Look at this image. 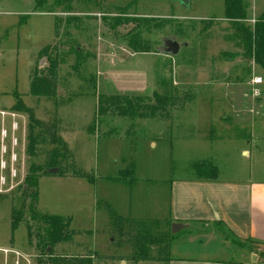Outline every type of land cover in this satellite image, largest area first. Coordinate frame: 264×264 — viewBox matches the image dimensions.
<instances>
[{
  "label": "rangeland",
  "instance_id": "374dc122",
  "mask_svg": "<svg viewBox=\"0 0 264 264\" xmlns=\"http://www.w3.org/2000/svg\"><path fill=\"white\" fill-rule=\"evenodd\" d=\"M252 1L264 9V0H248L249 16ZM65 5L67 8L47 12L35 11L34 0H0V108H9L10 93L17 91L23 102L33 108L35 116L56 117L59 134L65 133L69 138L76 162L92 172L93 182H98L95 188L80 192L64 179L54 177L61 175H43L38 179L37 209L70 217L69 227L74 231L69 241L48 246L47 250L61 254L93 253L94 264H166L167 258L176 255L224 263L241 260L248 252L260 259V246L237 243L222 233L219 225L199 222H188L173 239H161L148 245L146 256L138 261L130 259L131 234L136 233V228L128 225L130 219L160 221L167 218L166 205L162 201L166 196L162 179L192 176L193 164L199 159L212 161L221 179H243L254 170L255 153L264 157V66L257 64L252 55H247L244 41L224 18V0H69ZM122 5L126 8H116ZM261 11L258 8L257 13ZM55 14L62 19L71 14L79 17L78 28L71 25L69 31L83 51L94 52L89 61L96 76L99 36L106 37L114 45L127 47L123 35L141 28L143 23L134 16H170L172 21L166 27L154 28L152 24L157 22H151L150 31L141 35L152 43L153 50L163 54L162 40L172 38L170 26L182 28L185 35L175 37L179 43L178 52L175 55L164 53L175 58L176 64L153 55L142 56L143 63H136L137 58L132 57L127 65L139 69L149 65L153 74L165 66L163 76L173 81V71L179 87L183 88L180 90L192 94V99L174 114L170 109L167 117L130 120L111 114L107 116L108 127L101 124L96 133L99 136L88 137L83 142L88 133L86 126L95 112L96 97L110 86L108 81L97 80L95 95L70 98L78 80L70 72L73 57L69 55L59 69L63 80L60 79L57 86L58 100L28 94L31 67L37 64L42 68L47 64L45 56L40 59L36 56L43 45L54 40ZM115 16L122 18L121 22L110 27ZM254 21L246 18L245 23L251 26ZM61 23L63 25L64 20ZM58 47L66 50L68 46L64 42ZM223 59L228 62L227 70L220 69L218 73L215 65L223 67ZM164 60L168 61L165 65ZM113 61L115 68H120L124 62L121 57H114ZM254 76L261 78L260 83H251ZM216 84L219 85L215 87ZM253 87L258 89V95L252 94ZM211 93L219 99H211ZM21 115L25 136L27 117ZM111 127L113 131L105 134ZM203 129H206V140L198 135ZM150 139L155 146L150 144ZM242 147L250 150V157L241 152ZM24 154L26 173L30 159ZM130 165H133V173L129 171L124 182L113 180L112 177ZM132 180L136 183L131 186ZM20 192L15 189L0 194V264H39V252L34 247V239L26 238L24 221L14 229L11 227V206L14 203L19 207ZM91 195L97 200L93 205ZM136 197L152 207L149 216L156 218L124 217L128 220L109 221V211L114 209L116 200L122 202ZM118 227L122 231L119 232Z\"/></svg>",
  "mask_w": 264,
  "mask_h": 264
},
{
  "label": "trees",
  "instance_id": "16d2710c",
  "mask_svg": "<svg viewBox=\"0 0 264 264\" xmlns=\"http://www.w3.org/2000/svg\"><path fill=\"white\" fill-rule=\"evenodd\" d=\"M47 0H34L35 11L55 12L57 8L63 6L64 2L69 0H54L48 4ZM248 0H224V18L230 22L236 35L241 38L246 46L247 55H252L254 61L261 67L264 66V16L260 15L255 18L251 26L245 23L247 18ZM117 9L123 10L126 5L116 6ZM124 13V12H123ZM119 16V15H118ZM112 18L110 27L119 24L122 18ZM138 21L143 22L140 26L130 30L123 35L122 40L126 46L133 52H156L152 48V43L144 38L142 32H149L151 22L154 28L166 27L169 23V17H152V16H134ZM64 20L62 25L61 21ZM79 17L73 14L65 16L64 19L57 14L54 15V40L46 43L37 52L36 59L46 58L47 64L39 68L34 64L29 71L28 94L36 98L43 97L47 100L57 99V86L59 81L63 80L60 76V65L65 63L67 57L71 55L73 62L70 64L71 73L78 80L75 91L69 97L75 95H86L93 93L97 84V76L90 64L94 57V52L83 51L76 43V38L70 34L69 28L72 25L78 28ZM63 27V31L60 29ZM169 36L183 37L184 30L179 26H170ZM67 39V40H66ZM176 40V38H175ZM66 42V50L58 47L59 44ZM91 58V59H90ZM158 90L150 93L139 92H116V93H98L96 97L95 112L93 118L86 126L88 133H99V126L109 123L107 116L117 114L127 119H143L152 117H167L170 109L181 108L186 102L192 99V94L186 90L182 91L172 84L169 77L160 76L157 78ZM13 103L10 109L25 114L26 123V143L25 153L29 157V164L24 177L23 183L18 186L20 189V204L17 208L14 203L11 206V227L16 228L21 221H24L25 234L28 240L34 239V247L39 252L37 262L39 264H94L93 253L84 255L78 254H61L47 250L48 246L53 247L56 243L69 241L74 231L70 226V217L60 214L44 213L37 209L38 200V179L43 175H70L86 179L88 182L94 180V175L86 171L78 162H76L72 150L59 134L58 120L56 117L42 119L35 116L33 108L26 105L17 91L10 93ZM69 98V99H70ZM57 100L54 105L57 104ZM114 129V128H113ZM103 129L105 134L113 131ZM101 130V128H100ZM115 131V130H114ZM56 168V171L51 169ZM193 168L197 175H206L215 178L217 175L216 166L209 160H200L194 163ZM131 171L133 165L121 170L123 175ZM1 196V195H0ZM109 221L116 220L119 222L128 220L115 211L110 210L108 215ZM133 220V221H132ZM173 220L165 218L159 220L150 219H130L129 224L136 228L131 234V258L138 261L147 254L148 245L162 241L161 239H173L176 232L170 231V224ZM219 225L227 236H231L237 243H250L260 246L258 253L260 262L264 263V241L255 238L237 237L222 221L215 220L208 222ZM155 225L156 227H153ZM160 225V226H159ZM129 226V227H130ZM159 230L155 232V228ZM121 228L118 227V231ZM133 230V229H131ZM128 231V230H127ZM126 233L125 231H123ZM129 233V231L127 232ZM154 233V234H153ZM128 235V234H127ZM143 241V242H142ZM142 243V244H140ZM168 251L167 249L165 250ZM170 257L167 258L166 264Z\"/></svg>",
  "mask_w": 264,
  "mask_h": 264
},
{
  "label": "crops",
  "instance_id": "0c3cea01",
  "mask_svg": "<svg viewBox=\"0 0 264 264\" xmlns=\"http://www.w3.org/2000/svg\"><path fill=\"white\" fill-rule=\"evenodd\" d=\"M252 2V13L250 16L247 10V20L249 21L255 20V18L260 15L264 16V9L258 6L254 1ZM258 8L259 10H262L260 13H257ZM115 47H118L119 50L118 48L115 49ZM153 55H160L165 59H169L170 62H174V65L176 64L175 58L173 59L167 54L158 52H133L128 47L114 45L106 37L99 36V41L96 46V61L98 63L96 70L97 80L101 79L110 83V86L107 89H104V93H150L152 91L158 90L157 78L165 75L164 65L166 62H168L167 60H164V67L157 74H153L149 65H143L141 69L133 67L130 68L127 65L130 64L129 61L132 57L137 58L136 63H143L142 56L149 57ZM114 57H121V60H123L125 63L123 62L120 64V66L118 65L120 68H115L113 61ZM223 61L225 63L223 67L215 65L217 68L216 72L219 73L220 69H222L224 72L227 70L228 62L225 59H223ZM189 66L193 67L195 65ZM166 70L168 71V69ZM172 73V84L178 89H183L182 87H179L175 73L173 71ZM153 82L156 85L154 87ZM217 85L219 84H216L215 87H217ZM211 96V99L213 100L219 99L218 97L214 98V93H211ZM12 103L13 99L10 105ZM177 110L173 109V114ZM199 131V138L206 140L208 138L206 129ZM96 133V131L93 133H87L82 141L86 142V139L91 136L96 138L99 136L98 134L96 136ZM60 135L67 143L68 147L72 150L69 138L65 135V133H60ZM149 142L151 145L153 144V146H155V142L153 140L150 139ZM241 152L247 157H250L251 155L250 150L245 147L241 148ZM200 160L201 159L197 161ZM254 160L255 167L252 174L249 177L243 179H221L218 177V174L215 178L207 177L206 175H197L194 168H192L193 174L190 177H166L165 179H162L161 181L164 183L163 185L165 186L166 191V196L164 200L162 199V201L166 205L167 218L172 219L173 222H181L187 225L188 222L208 223L219 220L222 221L239 238H255L264 241V157H262L261 154L255 153ZM258 161H260V163H258ZM54 177H58V179H64L63 181H66V183L69 185L76 187L77 190H80V192L95 188L96 183H98L96 181L88 182L84 178L70 175ZM112 178L116 182L125 181V175H123L121 172ZM135 183V180H132L129 182V185L132 186ZM91 198L93 205V203H95L97 200L95 199V196L91 195ZM114 198L115 197H113V199ZM126 199L122 202H118L116 200L115 207L112 210L123 217L156 218L150 217V209L152 207L149 204H145L143 199L139 197H136L135 200L132 198ZM251 253L252 252L244 254L242 253L243 258H241V260L236 259L232 261H226L224 263H213L214 261L210 259H198L195 257L190 258L184 256L178 257L176 255V257H170L167 264H264L260 262V259H257V257L253 258L252 255L254 254ZM246 254L249 255V258H247Z\"/></svg>",
  "mask_w": 264,
  "mask_h": 264
},
{
  "label": "built area",
  "instance_id": "2783aa9c",
  "mask_svg": "<svg viewBox=\"0 0 264 264\" xmlns=\"http://www.w3.org/2000/svg\"><path fill=\"white\" fill-rule=\"evenodd\" d=\"M260 81L259 76L251 79L252 84ZM252 94L258 95L256 87H253ZM21 118V113L17 111L0 108V194L17 189L26 174L23 169L26 139Z\"/></svg>",
  "mask_w": 264,
  "mask_h": 264
},
{
  "label": "water",
  "instance_id": "95a60500",
  "mask_svg": "<svg viewBox=\"0 0 264 264\" xmlns=\"http://www.w3.org/2000/svg\"><path fill=\"white\" fill-rule=\"evenodd\" d=\"M163 45L161 47L163 53H167L170 55H175L178 52L179 49V43L177 40L172 38H164L162 40ZM51 171H56V168L51 169ZM187 226L185 223L181 222H173L170 224V231L172 233L179 231L180 229H183ZM49 249V247L47 248Z\"/></svg>",
  "mask_w": 264,
  "mask_h": 264
}]
</instances>
